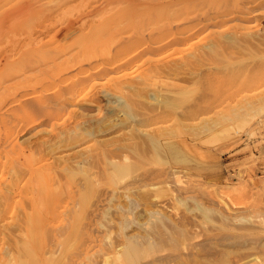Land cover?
Segmentation results:
<instances>
[{
    "label": "rangeland",
    "instance_id": "1",
    "mask_svg": "<svg viewBox=\"0 0 264 264\" xmlns=\"http://www.w3.org/2000/svg\"><path fill=\"white\" fill-rule=\"evenodd\" d=\"M0 264H264V0H0Z\"/></svg>",
    "mask_w": 264,
    "mask_h": 264
},
{
    "label": "bare ground",
    "instance_id": "2",
    "mask_svg": "<svg viewBox=\"0 0 264 264\" xmlns=\"http://www.w3.org/2000/svg\"><path fill=\"white\" fill-rule=\"evenodd\" d=\"M110 26V25H109ZM86 28V27H85ZM113 28V27H112ZM109 30V29H108ZM150 76V75H149ZM148 77V76H147ZM15 185V183L11 184L10 187L8 189H5V190H9L10 188H13ZM3 191V190H2ZM5 192V191H4ZM3 195V194H2Z\"/></svg>",
    "mask_w": 264,
    "mask_h": 264
}]
</instances>
